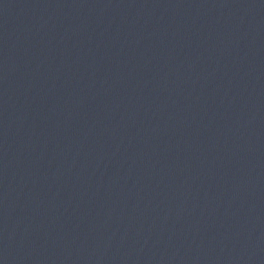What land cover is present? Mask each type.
Wrapping results in <instances>:
<instances>
[{
	"label": "water",
	"instance_id": "water-1",
	"mask_svg": "<svg viewBox=\"0 0 264 264\" xmlns=\"http://www.w3.org/2000/svg\"><path fill=\"white\" fill-rule=\"evenodd\" d=\"M0 264H264V0H0Z\"/></svg>",
	"mask_w": 264,
	"mask_h": 264
}]
</instances>
